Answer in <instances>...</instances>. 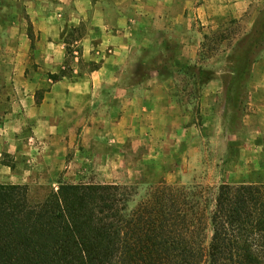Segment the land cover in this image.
Instances as JSON below:
<instances>
[{
    "label": "crops",
    "instance_id": "0c3cea01",
    "mask_svg": "<svg viewBox=\"0 0 264 264\" xmlns=\"http://www.w3.org/2000/svg\"><path fill=\"white\" fill-rule=\"evenodd\" d=\"M263 12L264 0H0V128L31 129L46 164L97 179L185 181L221 137L253 160L255 144L264 153V49L238 100L219 65ZM232 24L237 42L207 57L206 37ZM190 68L211 80L186 85Z\"/></svg>",
    "mask_w": 264,
    "mask_h": 264
},
{
    "label": "trees",
    "instance_id": "16d2710c",
    "mask_svg": "<svg viewBox=\"0 0 264 264\" xmlns=\"http://www.w3.org/2000/svg\"><path fill=\"white\" fill-rule=\"evenodd\" d=\"M263 39L264 20L235 70L247 61L248 75ZM133 197L126 186L70 184L35 202L27 186L0 183V264H264V183L163 182L130 208Z\"/></svg>",
    "mask_w": 264,
    "mask_h": 264
},
{
    "label": "rangeland",
    "instance_id": "374dc122",
    "mask_svg": "<svg viewBox=\"0 0 264 264\" xmlns=\"http://www.w3.org/2000/svg\"><path fill=\"white\" fill-rule=\"evenodd\" d=\"M263 20L264 12L258 23L261 21L263 23ZM237 34H239V27L234 24L214 35L211 34L208 40L204 42L206 47L205 55L207 57L217 55L227 48H232L231 46L237 42L235 41ZM76 37L77 35L70 32L66 40L71 42ZM246 37L238 41L228 58L223 56V63L219 65L226 73L224 79L225 89L228 93L235 91L237 93L235 96L237 100L240 99V93H242L244 80L250 64L246 61L241 64L240 69L235 70L234 55ZM259 43V49L256 51L257 54L264 48V39ZM73 51L74 49L70 48L69 58L64 70V73L69 76L72 74L73 67L75 66ZM252 56V58L256 57L254 55ZM147 68V65L139 67V79H143L146 76ZM204 73L201 74L200 80L195 81L193 78L197 74V71L190 68L188 71L189 78H187L185 84H189V86L193 84V88H198L199 85L204 84L202 83L203 78L211 77V72ZM228 98L232 99L233 97L228 96ZM229 130L231 131V129ZM225 139L227 138L221 137L207 141V147L214 149V151L210 154H205L203 163L195 170V173L190 178L172 185L214 188L224 183L231 185L264 183V153L262 152L261 144H255V158L248 160L245 157L241 158L242 152H235L234 146H230L227 142L225 143ZM46 148L44 144L38 142L31 136V129H22L19 127L0 128V183L27 186L30 197L35 202L45 200L51 191H57L61 185L90 184L126 186L131 188L134 193L130 207L133 208L142 197H145L151 187L161 182H166L163 180L157 184H149L144 180L145 177L131 175H110L97 179L96 174L87 176L85 170L82 174L79 170L77 171V163L75 162L71 163L70 169L68 163L63 168L59 166L55 168L52 162L46 164L45 157L49 155ZM81 164L85 165L86 170L91 169V167L95 168L91 163L81 162ZM100 166L101 162L97 160L96 167L98 170L96 171L98 173L103 171ZM102 181L106 182L103 183ZM107 181L116 182L108 183Z\"/></svg>",
    "mask_w": 264,
    "mask_h": 264
},
{
    "label": "built area",
    "instance_id": "2783aa9c",
    "mask_svg": "<svg viewBox=\"0 0 264 264\" xmlns=\"http://www.w3.org/2000/svg\"><path fill=\"white\" fill-rule=\"evenodd\" d=\"M75 57L78 58L79 54L77 52L74 53Z\"/></svg>",
    "mask_w": 264,
    "mask_h": 264
}]
</instances>
